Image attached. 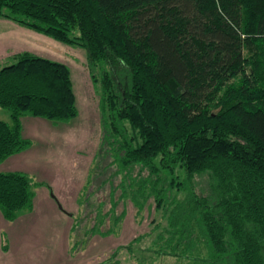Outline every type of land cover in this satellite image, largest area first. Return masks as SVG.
Returning a JSON list of instances; mask_svg holds the SVG:
<instances>
[{"label":"trees","instance_id":"16d2710c","mask_svg":"<svg viewBox=\"0 0 264 264\" xmlns=\"http://www.w3.org/2000/svg\"><path fill=\"white\" fill-rule=\"evenodd\" d=\"M0 17L84 47L95 82L100 69L119 168L147 169L139 192L150 183L158 207L174 204L160 252L192 251L197 227L205 262L264 264V0H0ZM13 58L0 68V106L11 115L0 119V163L31 146L25 113H78L65 63L30 51ZM176 168L185 184L209 172L212 193L190 188L169 203L163 174ZM33 186L26 172L0 171L6 219L33 209Z\"/></svg>","mask_w":264,"mask_h":264},{"label":"rangeland","instance_id":"374dc122","mask_svg":"<svg viewBox=\"0 0 264 264\" xmlns=\"http://www.w3.org/2000/svg\"><path fill=\"white\" fill-rule=\"evenodd\" d=\"M22 51L68 66L78 113L66 121L28 112L21 116L23 134L32 144L4 159L0 171L30 176L35 207L22 211L15 223L6 220L0 226L3 242H11L9 250L0 252V264H209L204 260L212 258L211 250L197 227L196 246L186 255L180 252L183 246L176 253L159 251L171 236L174 204L158 207L150 183L139 192L147 169L119 168L117 144L110 145L114 139L102 121L101 71H93L95 82L87 50L0 17V68ZM0 119L11 122L10 111L1 106ZM163 176L169 203L182 200L190 188L199 195L212 193L209 172L187 184L180 168L164 170ZM177 181L183 182L181 189Z\"/></svg>","mask_w":264,"mask_h":264},{"label":"crops","instance_id":"0c3cea01","mask_svg":"<svg viewBox=\"0 0 264 264\" xmlns=\"http://www.w3.org/2000/svg\"><path fill=\"white\" fill-rule=\"evenodd\" d=\"M34 203H35V201H34ZM34 207H35V205H34ZM21 217V216H20ZM19 217V218H20ZM23 217V216H22ZM19 218H17V219H15V220H12L14 223H15V221H18V219ZM6 220L7 221H11V220H8V219H6L5 217H4V215L2 214V213H0V226H2V225H5L6 223H8V222H6ZM1 233H0V252L3 254L4 252H3V250H9L10 249V244H11V242L8 244L7 243V241H4L3 242V239H1ZM14 236V235H13ZM9 248V249H8Z\"/></svg>","mask_w":264,"mask_h":264}]
</instances>
